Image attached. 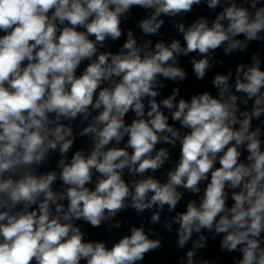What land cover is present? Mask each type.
Instances as JSON below:
<instances>
[{
  "label": "clouds",
  "instance_id": "obj_1",
  "mask_svg": "<svg viewBox=\"0 0 264 264\" xmlns=\"http://www.w3.org/2000/svg\"><path fill=\"white\" fill-rule=\"evenodd\" d=\"M165 233L173 264H264V0H0V264H145Z\"/></svg>",
  "mask_w": 264,
  "mask_h": 264
}]
</instances>
